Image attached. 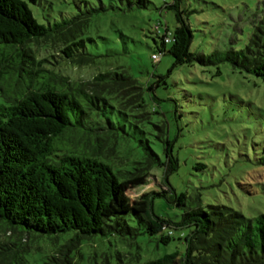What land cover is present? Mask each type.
Here are the masks:
<instances>
[{
  "label": "trees",
  "instance_id": "16d2710c",
  "mask_svg": "<svg viewBox=\"0 0 264 264\" xmlns=\"http://www.w3.org/2000/svg\"><path fill=\"white\" fill-rule=\"evenodd\" d=\"M113 1L120 10L147 2L112 0L111 7ZM78 2L85 7L35 13L30 6L39 0H0V264H30L23 237L56 243L36 264H82L81 246L93 236L147 233L168 243L184 228L178 236L185 244L182 255L165 253L139 264H264V212L246 217L226 205L203 206L200 193L177 194L168 181L179 166L173 142L161 140L162 159L147 140L131 142V120L149 115L144 87L131 74L111 68L76 80L53 66L54 58L77 66L99 63L100 36L90 24L108 4ZM181 3H164L175 26L164 24L161 34V23L152 27L159 37V44L153 38V54L171 55V67L227 62L264 81V0L242 45L208 53L190 50L193 29ZM155 84L146 89L152 92ZM122 141L132 144V156L119 150ZM157 165L163 167L161 180L155 176L152 188L131 198L128 190L151 181ZM157 197L178 207L180 218L156 214ZM7 231L14 237H4Z\"/></svg>",
  "mask_w": 264,
  "mask_h": 264
},
{
  "label": "rangeland",
  "instance_id": "374dc122",
  "mask_svg": "<svg viewBox=\"0 0 264 264\" xmlns=\"http://www.w3.org/2000/svg\"><path fill=\"white\" fill-rule=\"evenodd\" d=\"M79 0H39L31 9L51 12L62 9L76 11ZM90 6L98 5L97 0ZM105 13L94 16L90 31H96L99 63L77 66L59 58L50 59L54 67L71 79H90L97 71L125 69L144 87L147 119L131 120V142L142 138L161 153V140L173 142L178 158V169L168 176L177 194L200 193L203 206L222 204L239 210L246 217L264 212V81L229 63L218 66H201L197 63L171 67L173 58L158 53L153 41L159 37L152 27L161 23L170 30L175 26L172 11L164 8L171 0H147L145 6L120 10L112 0ZM263 0H182L193 37L190 50L208 53L214 48L229 44L242 45L252 29V19ZM89 6V7H90ZM159 34V35H160ZM94 45V44H92ZM96 46V45H95ZM40 56L45 54L35 46ZM90 50V49H89ZM56 53V51H54ZM58 60V61H57ZM171 68V70H170ZM170 70V71H169ZM162 76V81L156 82ZM156 83L152 92L146 87ZM155 95V98L153 97ZM119 150L129 155L131 143L123 142ZM128 147L127 150H124ZM116 160V159H115ZM153 177L144 186L129 189L131 198L154 185L153 178L161 180L163 167L151 171ZM170 197V196H169ZM156 214L178 220L181 210L164 197L154 200ZM187 228L174 231L168 243L158 241L156 235L141 233L135 237L117 234L93 236L81 246L79 262L82 264H139L165 253L185 252V244L178 236ZM7 231L3 236L13 238ZM27 258L30 264L56 245L49 237H30ZM174 264H178L177 259Z\"/></svg>",
  "mask_w": 264,
  "mask_h": 264
},
{
  "label": "built area",
  "instance_id": "2783aa9c",
  "mask_svg": "<svg viewBox=\"0 0 264 264\" xmlns=\"http://www.w3.org/2000/svg\"><path fill=\"white\" fill-rule=\"evenodd\" d=\"M153 58H159V56L157 54H152Z\"/></svg>",
  "mask_w": 264,
  "mask_h": 264
}]
</instances>
